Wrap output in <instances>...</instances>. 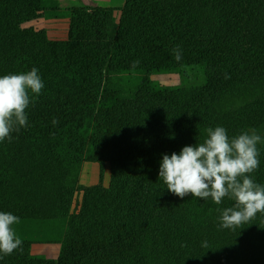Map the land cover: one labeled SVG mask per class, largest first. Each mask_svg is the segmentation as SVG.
Returning a JSON list of instances; mask_svg holds the SVG:
<instances>
[{"label": "trees", "instance_id": "trees-1", "mask_svg": "<svg viewBox=\"0 0 264 264\" xmlns=\"http://www.w3.org/2000/svg\"><path fill=\"white\" fill-rule=\"evenodd\" d=\"M41 18L67 19L66 39L23 26ZM33 67L44 87L30 94L28 126L0 141V211L19 217L23 244L59 249L0 264H264V213L222 228L232 200L180 198L158 177L162 154L203 143L210 127L264 138V0H0V75ZM172 68H195L203 85L151 83L152 70ZM226 94L235 99L220 104ZM257 147L251 176L264 185ZM85 162L98 165L94 185L79 182ZM107 162L125 163L124 176L104 183ZM75 190L97 196L76 213L45 211L47 194Z\"/></svg>", "mask_w": 264, "mask_h": 264}, {"label": "clouds", "instance_id": "clouds-1", "mask_svg": "<svg viewBox=\"0 0 264 264\" xmlns=\"http://www.w3.org/2000/svg\"><path fill=\"white\" fill-rule=\"evenodd\" d=\"M173 56L177 62L182 60L179 46L173 49ZM43 87L36 67L0 75V141L10 140L12 132L28 126L25 110L32 102L30 94H40ZM52 123L56 125L58 120ZM206 133L203 143L162 154L158 177L180 198L191 194L211 198L218 205L226 197L232 200L233 206L221 210L220 227L234 229L249 224L257 213H264V185L251 176L260 163L257 145L264 143V138L254 129L230 138L222 126L210 127ZM18 222L16 215L0 211V254L23 251V240L14 227Z\"/></svg>", "mask_w": 264, "mask_h": 264}, {"label": "rangeland", "instance_id": "rangeland-1", "mask_svg": "<svg viewBox=\"0 0 264 264\" xmlns=\"http://www.w3.org/2000/svg\"><path fill=\"white\" fill-rule=\"evenodd\" d=\"M81 1L87 6L95 5H108L109 0H77ZM113 1V0H111ZM114 5L120 7L119 2H115ZM119 11L114 13V19L117 20ZM24 27L31 26L34 29H44L47 36L51 40H64L68 33V21L62 19H37L25 23ZM150 80L153 85H165V86H179L187 92L192 94L201 87L204 83L203 75L195 68H172L152 70L150 74ZM235 99L233 94H226L220 100V104H227ZM125 163L107 162L105 164V172L103 175V182L111 177H123L125 174ZM99 172L98 165L96 163L85 162L80 171L79 182L83 186L94 185L98 182ZM54 192V191H49ZM83 194V195H81ZM97 196L96 191H84L75 190L72 192H66L62 194H47L45 202V211L52 213H76L79 212L84 199H95ZM58 199L60 205L54 208L51 205V200ZM49 210V211H48ZM23 251L20 249L15 250L13 255H29L34 253H40L49 258H55L58 253L59 245L55 243H26L22 245Z\"/></svg>", "mask_w": 264, "mask_h": 264}, {"label": "crops", "instance_id": "crops-1", "mask_svg": "<svg viewBox=\"0 0 264 264\" xmlns=\"http://www.w3.org/2000/svg\"><path fill=\"white\" fill-rule=\"evenodd\" d=\"M123 1L124 0H113V1H111V0H109V2H112V3H108V5L109 6H113V7H117L116 5H114V3L115 2H119L120 3V6L123 4ZM63 20V19H62ZM64 20H66V21H68L67 19H64ZM81 195H83V194H81Z\"/></svg>", "mask_w": 264, "mask_h": 264}]
</instances>
